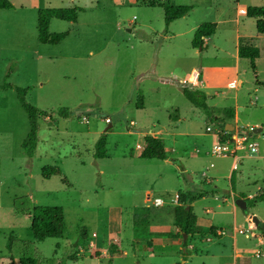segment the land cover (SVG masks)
<instances>
[{
    "label": "rangeland",
    "instance_id": "obj_1",
    "mask_svg": "<svg viewBox=\"0 0 264 264\" xmlns=\"http://www.w3.org/2000/svg\"><path fill=\"white\" fill-rule=\"evenodd\" d=\"M9 1L13 8L0 10V85L10 70L6 81L31 87L27 101L51 113L38 120V144L29 159L21 147L28 117L15 92L0 89V264L8 263L11 253L33 256L38 264H221L232 262L234 227L244 230L235 232L241 253L236 264H264V238L256 227L252 237L245 219L248 213L264 223V201H248L242 211L231 199L190 193L187 202L194 201L200 233L186 237L184 253L162 247L155 237L172 229L170 212L151 211L148 231L142 224L136 227L139 218L132 217L150 204L144 202L147 191L165 202L181 179L195 182L200 193H210L203 185L209 176L228 185L230 159L211 154V136L205 131L207 124L221 130V120L212 115L222 114V123L238 130H264V35L242 11L245 5L264 6V0H169L193 9L167 29L161 6L146 5L149 0ZM71 6L81 9L75 23L51 19L49 26L50 32H66V37L55 45L40 43L37 10ZM204 22H215L216 31L207 47L194 48L193 32ZM238 41L258 49L255 72L247 59L235 57ZM193 78L210 94L206 110L181 93V83ZM138 94L146 97L143 108L135 106ZM235 105V121L219 109ZM59 108L70 114L60 116ZM157 130L167 159L138 157L137 144ZM101 134L107 155L98 159L95 142ZM256 138L261 152L264 139ZM54 165L62 174L43 178L42 168ZM234 179L243 192H261L264 160L241 161ZM36 205L63 208L62 237L33 238L31 209ZM118 218L122 231H111L115 236L110 237V219ZM212 225L221 237L212 236ZM10 236L11 251L5 247ZM177 237L182 240L180 233Z\"/></svg>",
    "mask_w": 264,
    "mask_h": 264
},
{
    "label": "trees",
    "instance_id": "obj_2",
    "mask_svg": "<svg viewBox=\"0 0 264 264\" xmlns=\"http://www.w3.org/2000/svg\"><path fill=\"white\" fill-rule=\"evenodd\" d=\"M146 5L155 6L160 5L163 10L164 25L167 29L169 24L176 19L184 17L192 9V5H172L169 0L162 3L156 0H149ZM13 4L9 0H0V10L12 9ZM80 8L77 6L71 7H41L37 10L36 29L38 41L42 44L55 45L60 43L67 35L66 32H50L49 25L51 19H57L66 22L75 23L77 21ZM244 14L254 19L255 29L257 33L264 35V6L249 5L245 8ZM215 22H204L199 24L193 32L191 39V46L194 48H204V39L215 33ZM237 54L239 58L247 59L250 63L251 70L255 72V59L259 56V51L252 45H240L237 48ZM10 70L5 75L3 83L0 85L2 90H13L18 99L19 105L25 111L28 117V132L22 141L21 147L23 153L31 159L34 155L38 144V120L41 117H47L51 112L44 111L30 104L27 101L28 92L31 87H22L8 83L6 78L10 74ZM183 96L195 107L207 109L205 105L206 95L203 91L198 89H191L188 87L182 88ZM135 106L137 108L143 107V96L138 95ZM224 113L228 114L230 118L233 117L232 108H222ZM57 113L62 117H67L70 111L67 108H59ZM233 131L225 130V123L221 126V133L218 135L220 141H225L231 135ZM106 136L101 134L95 142V158L102 159L106 157ZM139 157L143 159H166L164 140L161 137H155L152 135H145L143 137V146L139 153ZM61 170L57 166L44 167L41 170L43 178H48L52 175H61ZM63 182L67 183L65 177ZM248 201H264V190L257 193L252 198H244ZM187 199L184 200V196L178 197V203L173 208V224L179 230L180 235L183 233L186 236H192L200 233L197 230V217L192 211L191 206H187ZM31 232L35 240H44L50 237H62L64 232V210L60 206H41L36 205L31 209ZM256 228L260 231L264 238V223L260 222ZM6 249L11 251L12 249V237L10 236L6 243ZM16 261V262H15ZM6 264H38V260L30 255L15 256L11 253L9 256V262ZM61 264V263H56ZM179 264V263H177Z\"/></svg>",
    "mask_w": 264,
    "mask_h": 264
},
{
    "label": "crops",
    "instance_id": "obj_3",
    "mask_svg": "<svg viewBox=\"0 0 264 264\" xmlns=\"http://www.w3.org/2000/svg\"><path fill=\"white\" fill-rule=\"evenodd\" d=\"M247 6L245 5V6H243L242 7V11L244 12V10H245V8H246ZM240 10V9H239ZM244 14V13H243ZM187 15V14H186ZM185 15V16H186ZM180 19V18H179ZM177 20V19H176ZM175 21V20H174ZM172 23V22H171ZM170 23V24H171ZM169 24V25H170ZM217 25V24H216ZM50 26V25H49ZM169 27V26H168ZM217 27V26H216ZM216 31V30H215ZM207 38L208 37H206L205 39H204V47L206 46H208V42H207ZM238 39H239V36H238ZM238 46H240V44H239V41H238V43H237V48H238ZM237 48H236V54H235V57L236 58H239V56H238V54H237ZM258 58V57H257ZM256 58V59H257ZM255 59V60H256ZM254 63H255V61H254ZM255 71H256V69H255ZM196 72V71H195ZM202 83V82H201ZM201 83L199 84V87L197 86L196 88H194V89H198V90H201V91H203L204 93H205V95L207 94V97L209 98L210 97V94H208L206 91H204L203 89H202V87H201ZM238 84H239V81L237 82V85H235V87H237L238 86ZM181 88H180V90H181V93H182V88L183 87H187L186 86V84H182L181 83ZM191 89H193V88H191ZM138 95H141V94H138ZM143 96V95H142ZM137 99V98H136ZM145 100H146V97L145 96H143V107L145 106ZM236 106L237 105H235V108L233 109V117H232V120H237V110H236ZM142 107V108H143ZM227 108H231V107H227ZM219 109H222V108H219ZM212 117H213V119H215V121L216 122H218V120H221V124L223 125L224 123H225V125L227 124V123H229L228 121H225V122H223L222 123V120L224 119V116L222 115V114H216V115H212ZM176 121L177 122H180V120H181V117L178 115L176 118ZM219 124H220V122H219ZM232 124V123H231ZM209 125L207 124L206 125V127H205V131L206 132H208L209 134L208 135H210L211 136V141H210V145H211V154L214 156V157H222V158H225V159H230L229 161H230V166H229V168H228V172H227V179H228V185L227 186H223V185H221V184H217L216 182H217V180L216 179H214V177H212V176H209V177H207L205 180H204V182H203V185H205V186H207L211 191H210V193H208L207 191H206V193H200L201 191H198L197 189H196V186L197 185H195V182H187V181H185L184 179H181L180 181H179V184H178V187L176 188V190H175V194H173V195H171L170 197H169V199L168 200H166L165 202H164V200H162V198H160L159 196H154V197H152L151 196V194L149 193V191H147L146 192V194H145V197H144V202H146V203H150L149 205H153V206H155V208H151V206H149L148 204V206H146V207H144L143 208V210L141 211V212H135L134 214H133V216L132 217H136V216H134V215H137L138 216V218H139V224H135V226L136 227H138V226H140V224H142L141 226H142V228H143V230L145 231L146 229H147V231L149 230V228H151V222H153V215H151L152 213H151V211H154V212H160V213H164L165 211H168V212H170V214H171V216H172V224H173V221H174V218H173V208H174V206H176L177 204H179L178 203V197L179 196H184V200H188V197H189V194L190 193H198L199 195H201L202 196V198L201 199H204V198H209V194H210V196L213 198V199H221V200H223V201H226V200H230L231 199V201H232V205H235V203H234V200L236 199V198H242V199H244V198H248V199H250V198H252L253 196H255L257 193L256 192H251V191H246V192H243V191H241L238 187H237V184H238V182H237V180H235L234 179V171H235V169H237V167H238V164L239 163H241V161H244V160H249V159H262V160H264V149H263V151H261L260 152V149H259V146H258V151L256 152V153H254V154H252V153H248V152H246V151H243V150H238V151H236V153H235V155L236 156H238V158H237V161H236V168H233V164H234V157L232 156V155H229V156H215L213 153H212V149H213V147H214V145L217 143V141H218V135L221 133V130H220V125H218V127L216 128V129H213V127L211 126V128L209 129V130H207L206 128L208 127ZM233 126H234V129H235V125L233 124ZM253 127H255V126H253ZM177 130V129H176ZM161 134V130H157L156 131V133H155V135H152V136H155V137H158V136H156V135H160ZM168 134V133H167ZM151 135V134H150ZM172 135H180V133H178V132H173L172 133ZM145 136V135H144ZM143 136V137H144ZM162 138V137H161ZM163 139V138H162ZM253 140H255L256 141V137L254 138H252ZM164 140V139H163ZM257 142V141H256ZM164 145H165V141H164ZM137 146L139 147V150H138V152H137V155H138V157H139V153H140V151H141V149H142V146H143V138H142V144L141 145H139V144H137ZM166 152V151H165ZM166 159H167V156H166ZM166 159H163V160H166ZM171 162H176V159H171L170 160ZM210 166H212V164L210 163ZM249 168H250V166H249ZM256 180L255 181H252V183L253 184H256ZM257 190L258 191H260L261 189L259 188V187H257ZM264 190V189H263ZM203 191V190H202ZM262 191V190H261ZM148 196H150V199H148ZM159 199V203L157 204V205H155L154 203H153V199ZM245 200V199H244ZM193 203H194V201L192 200V201H190V202H187L186 203V205L187 206H191V208H192V206H193ZM156 206H158V207H156ZM233 207V206H232ZM233 210H234V208H232ZM205 212H210V209L209 208H206V210H205ZM116 214H118V215H120L119 217H121L122 218V216H121V214L120 213H116ZM115 214V215H116ZM147 217H149V221L147 220ZM248 217H252L250 214H248V213H246L245 214V219L247 220V222H248V229L250 230V232H252V233H250V235L252 236V237H254V231L252 230L253 228H255L256 226L253 224V222L251 223L250 221H249V219H248ZM147 220V222H146V225H145V221L144 220ZM198 224V223H197ZM122 228H123V223H122V221L120 220V218H118V219H110V223H109V225H108V233H107V235H109L110 237L111 236H115V235H112L111 234V231H115V234L117 233V232H120V231H122ZM215 230V231H214ZM170 232H158V233H156L155 234V237L156 238H159V242H160V245L162 246V247H167V246H171V247H176L177 249H180L181 250V252L182 253H184L185 251H186V249L187 248H185V247H183L182 246V243H183V241L182 240H179L178 239V237H177V233H179V230L174 226V224H173V226H172V229L171 230H169ZM234 234H233V239H234V241H233V249H232V256H231V260H232V262H229V261H224V262H222L221 264H236V262H235V260L236 259H238L239 257H241V253L239 252V248L237 247V244H236V238H235V232H238V231H241V232H243L244 230H239L238 228H236V227H234ZM210 233L212 234V236H218V237H221L222 236V232L219 230V229H217V228H215L213 225L212 226H210ZM94 234V239L93 240H95L96 239V234L95 233H93ZM261 234V233H260ZM195 235V234H194ZM187 237V236H186ZM206 239L207 240H210V238L209 237H206ZM92 240V241H93ZM137 240V239H136ZM260 242H262L263 241V239L262 238H259L258 239ZM91 241V242H92ZM114 241H117V237H115V240ZM148 245H149V248L148 249H151V251H153L154 250V248H153V246H152V243L150 244V243H148ZM191 245V244H190ZM191 247H192V245H191ZM116 248V250L119 252V250H118V247L116 246L115 247ZM117 252V253H118ZM104 253H105V251H103L102 252V254H100L99 256L100 257H103V255H104ZM229 262V263H228ZM177 264V263H176Z\"/></svg>",
    "mask_w": 264,
    "mask_h": 264
},
{
    "label": "built area",
    "instance_id": "obj_4",
    "mask_svg": "<svg viewBox=\"0 0 264 264\" xmlns=\"http://www.w3.org/2000/svg\"><path fill=\"white\" fill-rule=\"evenodd\" d=\"M201 81L199 79H191L187 82L186 86L188 88H196L199 86ZM253 126H248L245 129L238 130L235 128L229 138H227L225 141H220L218 139L217 143L214 145L212 149V153L215 156H229L232 155L234 157V164L233 168H236V161L238 156L235 155L236 151L243 150L248 153H256L258 151V143L253 140V137H258L260 139H264L261 134H253L252 129ZM207 130L210 129V127L206 128ZM148 199H150V196H148ZM153 203L157 205L159 203V199H153ZM259 252V251H257Z\"/></svg>",
    "mask_w": 264,
    "mask_h": 264
},
{
    "label": "water",
    "instance_id": "obj_5",
    "mask_svg": "<svg viewBox=\"0 0 264 264\" xmlns=\"http://www.w3.org/2000/svg\"><path fill=\"white\" fill-rule=\"evenodd\" d=\"M225 130L226 131H233L234 130V126H233V124H231V123H227L226 125H225ZM252 132H253V134H261L262 136H263V138H264V130L262 129V127H260V126H255L253 129H252ZM234 203H235V205L238 207V208H240L242 211H246L247 210V203H246V200H244V199H242V198H236L235 200H234ZM251 221L253 222V224L255 225V226H257L259 223H260V221L255 217V216H252L251 217ZM186 240V234L185 233H183L182 234V241L184 242Z\"/></svg>",
    "mask_w": 264,
    "mask_h": 264
}]
</instances>
